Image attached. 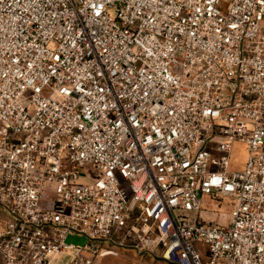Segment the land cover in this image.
Wrapping results in <instances>:
<instances>
[{
    "label": "built area",
    "instance_id": "1",
    "mask_svg": "<svg viewBox=\"0 0 264 264\" xmlns=\"http://www.w3.org/2000/svg\"><path fill=\"white\" fill-rule=\"evenodd\" d=\"M104 247L264 264V0H0V264Z\"/></svg>",
    "mask_w": 264,
    "mask_h": 264
},
{
    "label": "rangeland",
    "instance_id": "2",
    "mask_svg": "<svg viewBox=\"0 0 264 264\" xmlns=\"http://www.w3.org/2000/svg\"><path fill=\"white\" fill-rule=\"evenodd\" d=\"M246 151L242 143L236 142L230 153V169L240 170L244 167L246 160ZM228 199L219 197L211 199L201 197V210L199 217L205 222L217 223L225 225L229 213ZM64 243L74 247L82 248L88 243L84 236L67 235ZM73 253H68L60 258L62 264H70V257ZM93 264H165L160 259L150 254L139 255L132 250L123 248L104 247L97 254Z\"/></svg>",
    "mask_w": 264,
    "mask_h": 264
}]
</instances>
